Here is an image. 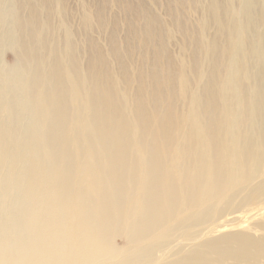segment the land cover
I'll list each match as a JSON object with an SVG mask.
<instances>
[{"label": "bare ground", "instance_id": "obj_1", "mask_svg": "<svg viewBox=\"0 0 264 264\" xmlns=\"http://www.w3.org/2000/svg\"><path fill=\"white\" fill-rule=\"evenodd\" d=\"M94 3L0 0V264H264V0Z\"/></svg>", "mask_w": 264, "mask_h": 264}, {"label": "rangeland", "instance_id": "obj_2", "mask_svg": "<svg viewBox=\"0 0 264 264\" xmlns=\"http://www.w3.org/2000/svg\"><path fill=\"white\" fill-rule=\"evenodd\" d=\"M59 1H64V2H66V4L70 8L76 9L79 7L81 0H69V1L68 0H59ZM88 1L91 2L92 0H88ZM98 1H108V0H97V3L91 4L92 6H94L96 8V10L98 9V6H100ZM109 1H111V0H109ZM66 4H65V6H66ZM116 9L117 8H115L113 11L116 12L117 11ZM158 9H159L158 10L159 14L164 16V13H163L164 9L159 8V7H158ZM160 9H161V11H160ZM27 11L28 10H25V12H27ZM117 12H119V11H117ZM67 18H68L69 23L72 22L71 24H73V17L70 15V12H68ZM75 22L76 23L78 22L77 17H75ZM96 48L97 47H93V48H90V50L95 51ZM172 49H174V46L172 47ZM13 57L14 56H13L12 51L8 50L5 52L4 59H5L7 64H11L13 62V60H14ZM257 171H260L259 175H256ZM250 172L254 174L255 178L252 179L251 176L248 178V175L243 177L242 183H244L245 188H238L232 197L221 199V200L215 202V204L211 208L205 209V211H199V214L202 215L199 218V220H201L202 222L206 221L203 224L215 226L216 224H218L220 222L224 223V222H226V220H227L226 218L228 217L227 215L230 212H232L236 209H240L237 211L238 214H241L240 218L233 221L235 225L243 223L245 225L248 224V226H251V225L257 226V227L262 226L261 222L264 220V217H263L264 215L259 214L255 219H250L249 214L247 213L246 210L249 207L253 206L255 204L254 203L255 201H257L261 198H264V156L260 161L257 162L256 166L253 167L250 170ZM252 203H254V204H252ZM197 213L198 212H195V214H194L195 217H197ZM187 228H188V231H191V229H192V227H187ZM184 232H185L184 229L181 230V232H179L178 236H181L182 235L181 233H184ZM192 237L188 238V240L191 239ZM123 240H124L123 237H118L116 239V242H117V244L122 245ZM193 242H194L193 240H189V243H193ZM226 264H235V263H233L232 261H228Z\"/></svg>", "mask_w": 264, "mask_h": 264}]
</instances>
